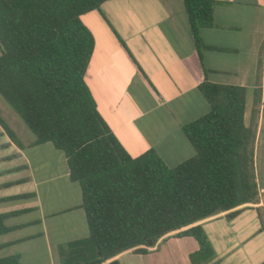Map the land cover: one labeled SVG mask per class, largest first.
<instances>
[{"label": "trees", "instance_id": "obj_1", "mask_svg": "<svg viewBox=\"0 0 264 264\" xmlns=\"http://www.w3.org/2000/svg\"><path fill=\"white\" fill-rule=\"evenodd\" d=\"M107 0H0V97L34 135L63 153L70 181L80 188L87 236L59 248V264H120L124 251L148 253L168 234L190 237L191 264H204L213 249L199 222L254 203L253 129L243 121L245 88L202 83L208 111L181 132L193 155L168 167L148 149L132 156L96 110L84 82L93 39L80 17ZM192 39L212 26L216 0H182ZM8 139L22 147L0 117ZM32 194L11 196L24 199ZM20 209L0 213V236ZM17 240L15 242H19ZM14 242V243H15ZM9 244H0V249ZM0 264H25L17 254Z\"/></svg>", "mask_w": 264, "mask_h": 264}, {"label": "crops", "instance_id": "obj_2", "mask_svg": "<svg viewBox=\"0 0 264 264\" xmlns=\"http://www.w3.org/2000/svg\"><path fill=\"white\" fill-rule=\"evenodd\" d=\"M216 1L220 3L212 26L198 31L199 49L182 0H107L99 10L82 15L80 20L93 39L84 82L98 114L124 150L137 156L153 149L168 167L193 155L181 127L209 109L199 85L245 88L243 121L254 132L256 201L234 208L237 213L232 218L223 212L199 223L213 249L204 264H264V0ZM14 133L21 148L0 128V204L33 202L0 212L29 209L6 220L7 226H25L1 235L0 244L15 247L40 241L45 254H33L37 264H59V248L87 236L80 188L70 181L62 152L50 143L34 145L35 138L23 140ZM18 172L25 176L5 179ZM20 185H27L26 191L11 192ZM28 193L29 198L8 200ZM26 215L31 217L20 219ZM47 223L54 226L52 236ZM31 227L35 230L21 235ZM173 234L147 248L146 254L128 250L115 258L120 264L126 255L144 258L172 238L191 239L193 251L197 249L192 238Z\"/></svg>", "mask_w": 264, "mask_h": 264}, {"label": "rangeland", "instance_id": "obj_3", "mask_svg": "<svg viewBox=\"0 0 264 264\" xmlns=\"http://www.w3.org/2000/svg\"><path fill=\"white\" fill-rule=\"evenodd\" d=\"M0 117L4 119V121L16 132L18 137L21 139H32L34 135L28 131V129L24 126L22 120L18 117L16 113L5 103V101L0 97ZM21 132L23 134H21ZM2 139L0 138V142ZM3 151L0 153L2 154ZM170 163V162H169ZM172 164V163H170ZM10 164L4 163L3 166L8 167ZM25 176V173L18 172L16 174L10 175L5 177L12 178L14 176ZM41 188V187H40ZM27 185H20L11 189L12 193H21L26 191ZM41 192V191H40ZM41 200L42 203L45 204L46 199L44 194L41 192ZM32 200H20L12 203H2L0 204V212L20 208L24 205L32 203ZM47 214V212H45ZM37 214H33L35 216ZM31 215H26L21 217L20 219H28ZM53 227L50 223H47L48 233L50 236L54 233ZM34 228H27L21 231L22 234L31 233L34 231ZM3 240V237H0V242ZM53 243L50 242V248ZM193 241L188 238H172L165 242L164 244L160 245L156 252L146 256H133V255H126L120 259L122 264H191L189 256L193 251ZM19 254L21 260L27 264H36L39 263L38 259L34 257V253L36 256L44 255L43 244L40 241L37 242H29L23 243L21 245L15 247H5L0 249V257L12 255V254ZM187 257V260H186ZM35 261V262H34Z\"/></svg>", "mask_w": 264, "mask_h": 264}]
</instances>
